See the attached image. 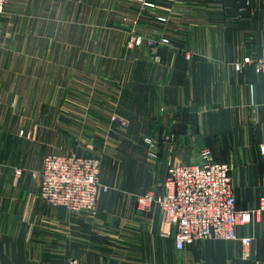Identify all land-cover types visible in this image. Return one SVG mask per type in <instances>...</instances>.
<instances>
[{
    "label": "crops",
    "instance_id": "crops-1",
    "mask_svg": "<svg viewBox=\"0 0 264 264\" xmlns=\"http://www.w3.org/2000/svg\"><path fill=\"white\" fill-rule=\"evenodd\" d=\"M134 18L139 34L169 41L159 48L160 63L145 46L118 60L101 56L127 51V20ZM4 23L21 35L5 44L25 54L10 60L0 49L1 99V84H8L0 111L16 107L0 112V131H38L43 101L29 110L28 100L44 93L27 90L30 82L44 83L49 50L51 60L58 52L69 69L59 82L75 83L77 65L101 75L112 67L107 98L118 99L120 115L132 109L127 113L138 116L141 134L118 142L132 148L119 153L132 160L121 169L126 187L113 198L101 195L94 215L42 200V167L23 170L18 180L15 169L1 170L0 264H264V75L234 67L245 56L264 57V0L249 7L238 0H10ZM149 145L158 148L152 162ZM204 152L233 164L237 210H261L238 228L240 237L253 238L248 259L239 241L205 240L179 250L161 208L138 207L137 196L162 193L170 166L202 164Z\"/></svg>",
    "mask_w": 264,
    "mask_h": 264
},
{
    "label": "rangeland",
    "instance_id": "rangeland-1",
    "mask_svg": "<svg viewBox=\"0 0 264 264\" xmlns=\"http://www.w3.org/2000/svg\"><path fill=\"white\" fill-rule=\"evenodd\" d=\"M241 3L243 7H249L252 0L249 5ZM145 5L153 7V4L150 3H145ZM245 9L241 8V11ZM127 21L130 24L126 34L125 48L127 51L103 52L101 56L118 60L125 58L126 54L145 46L149 59L155 63H160L159 48L168 44L169 41L167 39L156 40L152 36L139 34L140 24L137 18L128 19ZM162 21H165V19ZM16 34L7 30L3 11L0 13V49L4 58L10 57V60H15L16 57L17 59L24 57L25 52L13 51L5 44L8 40L12 43L20 42L21 35L17 32ZM11 38H16L17 41H13ZM24 38L27 40L28 37L24 35L23 40ZM163 40H166L167 43H163ZM138 41L140 43H137ZM152 41L156 46L158 60H155L154 55H152ZM143 51L146 54V51ZM49 54V50L44 52V83L35 84L30 82L27 90L30 95L32 90L35 91V95L36 93H44L43 99L34 97L28 100L29 110H32L35 102L43 101L44 116H39V129L37 131L35 127L32 130L0 131L1 170L22 169L30 171L29 169L37 166L40 169L43 166L45 157L50 154H75L94 158L100 163V181L103 178L107 184L106 186L110 188L109 194H106L113 198L119 190L121 191L122 186L126 187L121 169L132 164L131 157L119 158L121 150L132 148H120L118 142L123 139H133L135 134H141L138 128V116L127 113L129 110L132 112V109L127 107L122 108L126 111V115H123L125 112L120 115L117 112L118 99L115 97L107 98V87L110 89L111 86L108 78H112L109 76L112 73V67L105 68L103 70L104 75H101L97 74L99 71L96 67L93 68V73H91L88 67L77 65V81L75 83L59 82L58 80H61V78H68L65 74H68L69 69L63 67L67 63L60 58L61 55L58 52L55 53L52 60L48 57ZM93 57L95 58V54ZM30 78L32 77L30 76ZM19 84V80L13 81L12 84L9 83L12 89H14V85L19 86ZM7 85V83L1 84L2 99L0 98V105L4 101ZM96 94H98V97H95ZM6 101L9 100L6 99ZM16 101L19 102V100ZM26 101L27 99H22L23 108L27 104ZM14 109H16L15 106H4L0 112L4 113L5 110L12 112ZM31 122H36V115L28 118L27 124L30 128ZM143 138L145 139V137ZM146 139L149 138L146 137ZM34 140H39L38 144ZM148 149V162H152V149L158 150V148L149 145ZM40 151L41 153H39Z\"/></svg>",
    "mask_w": 264,
    "mask_h": 264
},
{
    "label": "built area",
    "instance_id": "built-area-1",
    "mask_svg": "<svg viewBox=\"0 0 264 264\" xmlns=\"http://www.w3.org/2000/svg\"><path fill=\"white\" fill-rule=\"evenodd\" d=\"M9 1L0 0V13ZM238 1L249 5L251 0ZM152 55L158 60L153 41ZM234 67L237 72L253 67L257 74L264 75V57L247 56ZM203 160L199 165L170 166L162 193L149 191L137 196L138 207L142 211H150L154 206L161 208L165 222L174 229L173 237L179 250L205 240L239 241L242 257L248 259L253 238L240 237L238 228L258 218L261 210H237L233 164L215 162L209 152L203 153ZM22 173V169H16L15 180ZM99 174L97 159L75 154L47 155L39 173L40 197L70 213L94 215L100 196L110 190L100 181Z\"/></svg>",
    "mask_w": 264,
    "mask_h": 264
}]
</instances>
